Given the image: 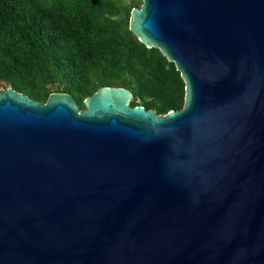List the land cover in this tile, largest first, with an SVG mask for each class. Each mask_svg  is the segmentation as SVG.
I'll return each mask as SVG.
<instances>
[{"label": "water", "instance_id": "95a60500", "mask_svg": "<svg viewBox=\"0 0 264 264\" xmlns=\"http://www.w3.org/2000/svg\"><path fill=\"white\" fill-rule=\"evenodd\" d=\"M180 110L0 89V264H264V0H141Z\"/></svg>", "mask_w": 264, "mask_h": 264}, {"label": "trees", "instance_id": "16d2710c", "mask_svg": "<svg viewBox=\"0 0 264 264\" xmlns=\"http://www.w3.org/2000/svg\"><path fill=\"white\" fill-rule=\"evenodd\" d=\"M141 0H0V89L44 103L73 97L78 110L101 87L129 90V105L178 111L184 82L173 63L129 31Z\"/></svg>", "mask_w": 264, "mask_h": 264}]
</instances>
